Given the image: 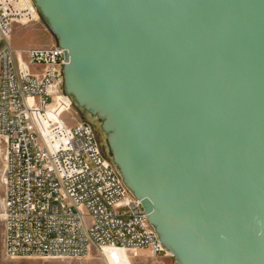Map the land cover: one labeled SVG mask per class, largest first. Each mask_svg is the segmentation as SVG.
Instances as JSON below:
<instances>
[{"label":"water","instance_id":"water-1","mask_svg":"<svg viewBox=\"0 0 264 264\" xmlns=\"http://www.w3.org/2000/svg\"><path fill=\"white\" fill-rule=\"evenodd\" d=\"M32 1L175 263L264 264V0Z\"/></svg>","mask_w":264,"mask_h":264},{"label":"built area","instance_id":"built-area-1","mask_svg":"<svg viewBox=\"0 0 264 264\" xmlns=\"http://www.w3.org/2000/svg\"><path fill=\"white\" fill-rule=\"evenodd\" d=\"M35 10L32 0H0L5 254L82 257L97 250L108 259L111 250L146 248L172 256L105 156L93 125L68 122L65 107L56 110L58 99L73 103L63 90V49H18L10 40L16 24L36 18Z\"/></svg>","mask_w":264,"mask_h":264},{"label":"rangeland","instance_id":"rangeland-1","mask_svg":"<svg viewBox=\"0 0 264 264\" xmlns=\"http://www.w3.org/2000/svg\"><path fill=\"white\" fill-rule=\"evenodd\" d=\"M35 19L21 22L15 25L14 32L10 36L14 47L28 49L31 47L52 46L57 43V38L52 33L40 13L35 10ZM1 46V45H0ZM64 90V86H63ZM65 92V91H64ZM68 104L67 108L66 105ZM65 107V108H64ZM63 109L62 115L73 122L86 119V116L73 104L58 99L56 110ZM97 130V126L94 125ZM100 139V138H99ZM103 145V140H100ZM104 147V145H103ZM4 194V154L0 146V264H176L172 256H154L149 249L142 248L135 251L123 253L111 250L107 253L108 259L97 250L82 257L67 256H8L3 250V216L2 197Z\"/></svg>","mask_w":264,"mask_h":264},{"label":"trees","instance_id":"trees-1","mask_svg":"<svg viewBox=\"0 0 264 264\" xmlns=\"http://www.w3.org/2000/svg\"><path fill=\"white\" fill-rule=\"evenodd\" d=\"M38 13V12H37ZM41 15V14H40ZM42 16V15H41ZM78 108V107H77ZM79 109V108H78ZM80 110V109H79ZM82 113H83V115H85L84 114V112L82 111V110H80ZM86 116V115H85ZM86 121H88V122H90L92 125H93V127H94V129H95V132H96V134H97V137H98V139H99V141L102 139V137H101V134H100V131H99V127L96 125V124H94V123H92L87 117H86V119H85ZM94 125H96L97 126V130H98V132L96 131V128H95V126ZM100 144H101V147H102V150H103V152H104V154H105V156L107 157V155H106V153H105V150H104V147H103V145H102V143H101V141H100ZM108 158V157H107ZM109 159V158H108ZM110 160V159H109Z\"/></svg>","mask_w":264,"mask_h":264},{"label":"flooded vegetation","instance_id":"flooded-vegetation-1","mask_svg":"<svg viewBox=\"0 0 264 264\" xmlns=\"http://www.w3.org/2000/svg\"><path fill=\"white\" fill-rule=\"evenodd\" d=\"M87 117V116H86Z\"/></svg>","mask_w":264,"mask_h":264}]
</instances>
